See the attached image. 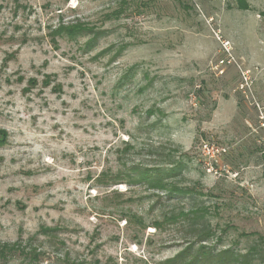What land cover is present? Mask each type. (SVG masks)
<instances>
[{
  "label": "rangeland",
  "instance_id": "1",
  "mask_svg": "<svg viewBox=\"0 0 264 264\" xmlns=\"http://www.w3.org/2000/svg\"><path fill=\"white\" fill-rule=\"evenodd\" d=\"M245 1L0 0V264H171L196 222L264 248V0Z\"/></svg>",
  "mask_w": 264,
  "mask_h": 264
},
{
  "label": "trees",
  "instance_id": "2",
  "mask_svg": "<svg viewBox=\"0 0 264 264\" xmlns=\"http://www.w3.org/2000/svg\"><path fill=\"white\" fill-rule=\"evenodd\" d=\"M240 7L245 6V0H238ZM188 219L197 216V212L182 213ZM198 226V242L202 245L198 249L189 248V254H181L170 261L171 264H264L263 239L259 244L251 245L246 252L232 247L219 248L212 243L216 237L214 230L205 223H194ZM14 247L3 245L0 247V255L7 258Z\"/></svg>",
  "mask_w": 264,
  "mask_h": 264
},
{
  "label": "built area",
  "instance_id": "3",
  "mask_svg": "<svg viewBox=\"0 0 264 264\" xmlns=\"http://www.w3.org/2000/svg\"><path fill=\"white\" fill-rule=\"evenodd\" d=\"M202 162L209 172L218 173L216 164L221 156L227 153V148L220 146L210 140H203L200 145Z\"/></svg>",
  "mask_w": 264,
  "mask_h": 264
}]
</instances>
